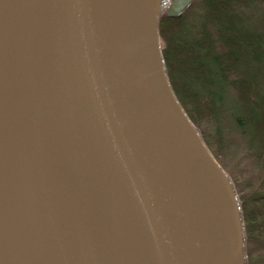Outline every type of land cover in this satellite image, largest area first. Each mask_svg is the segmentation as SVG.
Returning <instances> with one entry per match:
<instances>
[{
	"label": "water",
	"instance_id": "1",
	"mask_svg": "<svg viewBox=\"0 0 264 264\" xmlns=\"http://www.w3.org/2000/svg\"><path fill=\"white\" fill-rule=\"evenodd\" d=\"M162 9L0 0V264H246L233 182L166 72Z\"/></svg>",
	"mask_w": 264,
	"mask_h": 264
},
{
	"label": "trees",
	"instance_id": "2",
	"mask_svg": "<svg viewBox=\"0 0 264 264\" xmlns=\"http://www.w3.org/2000/svg\"><path fill=\"white\" fill-rule=\"evenodd\" d=\"M159 32L173 91L233 182L246 243L264 240V0H197L180 16L161 13ZM227 123L258 169L250 180L221 160Z\"/></svg>",
	"mask_w": 264,
	"mask_h": 264
},
{
	"label": "rangeland",
	"instance_id": "3",
	"mask_svg": "<svg viewBox=\"0 0 264 264\" xmlns=\"http://www.w3.org/2000/svg\"><path fill=\"white\" fill-rule=\"evenodd\" d=\"M163 1V9L161 13L167 12L169 0ZM195 0L193 3H196ZM230 123L225 124L223 139L225 141L228 154L222 155L221 160H225L227 166L241 181L250 180L252 170L257 168L253 161L246 157L244 154V141L242 137L230 127ZM241 160V161H240ZM250 250V253L248 252ZM245 257L246 264H264V240L262 238H256L249 244L245 241Z\"/></svg>",
	"mask_w": 264,
	"mask_h": 264
}]
</instances>
